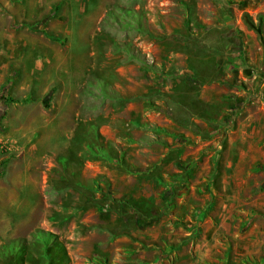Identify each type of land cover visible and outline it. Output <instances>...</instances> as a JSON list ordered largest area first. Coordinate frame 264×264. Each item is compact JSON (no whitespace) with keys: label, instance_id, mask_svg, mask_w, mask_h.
<instances>
[{"label":"rangeland","instance_id":"obj_1","mask_svg":"<svg viewBox=\"0 0 264 264\" xmlns=\"http://www.w3.org/2000/svg\"><path fill=\"white\" fill-rule=\"evenodd\" d=\"M263 1L0 0V264H12L16 254L14 245L8 246L13 239L2 233L29 215L26 205L20 212L4 206L2 192L8 176L15 180L18 174L35 171L36 161L50 181L51 225L68 234L94 229L84 241L90 254L85 262L98 264L106 257L105 264H113L110 258L117 253L114 264H137L130 258L137 245L123 234L130 239L134 232L157 235L158 230L150 228L166 214L162 217L168 224L180 226L169 230L175 240L162 235L167 253L180 240H192L195 264H264V164L243 166L246 172L261 170L251 215L229 206L236 200L237 181H227L232 192L224 196L219 161L209 163L203 149L178 166L182 176L175 187L177 193L194 186L200 204L159 212L161 182L149 181V173L153 176L157 170L147 161L160 149L145 145L159 139L148 125H158L160 110L171 104L175 77L190 67L203 83L215 71L218 81L233 87L228 93L250 103L264 98ZM234 50L245 69L235 65L227 70L228 80L221 78V71L207 60ZM127 136L136 142L129 149L124 148ZM108 142L118 155L125 151L144 163L146 169L134 164L132 176L147 175L115 179L124 169L101 157L107 156L102 144ZM48 162L53 163L49 171ZM250 184L245 183L242 194L250 191ZM139 188L146 189V200L137 197ZM51 232L63 241L72 264L70 254L80 251L73 245L70 250L62 235ZM251 240L256 241L249 244ZM31 246L36 254L34 250L42 248ZM50 252L58 254L56 247Z\"/></svg>","mask_w":264,"mask_h":264},{"label":"crops","instance_id":"obj_2","mask_svg":"<svg viewBox=\"0 0 264 264\" xmlns=\"http://www.w3.org/2000/svg\"><path fill=\"white\" fill-rule=\"evenodd\" d=\"M259 7L264 10V1ZM238 52V50L227 51L221 56L214 54L207 61L214 69H217L216 72L221 71V78L225 77L224 79L228 80L229 73L227 70L235 67V65L239 69L244 67L243 60L239 57ZM256 64L257 60H255L254 64L251 63V67H257ZM213 75L210 73L211 80L206 81V83L199 82L197 86H194V84L187 82L183 78L182 72H179L175 77L171 104L160 110V122L157 125L162 130L165 129L170 132V134L166 135L163 131H160L159 139L151 142L154 144L146 141L145 145L149 148H157L158 146L160 149L157 156H154L151 161H147V163L155 164L157 170V173L153 176L149 173V181H153L152 178L158 181L159 177V179H170V181L174 182L171 185L172 190L169 191L167 190L169 187L162 184V182L157 184L158 193L156 196L162 202L159 212L166 211L164 209L169 212L179 211L180 208L187 210L200 204L194 198V186L178 189L177 193H175L176 182L179 181L180 177L172 178L169 173H181L182 170L178 167V164L191 159L193 153L199 155L201 149L204 150L203 153L209 154V163L219 161L218 163L222 168L220 179L223 182L222 194L224 196H230L232 192L227 189V181L231 180L232 177L237 181L235 192L233 193L236 200L229 203V206L238 210L240 215H251V209L257 207L256 190L258 175L261 170L257 168L254 171L246 172L243 171V166L252 168V166H262L264 164V98L263 96L262 98H256L251 103L247 102L234 111H230L227 107V94L233 87L228 81H218L215 71ZM251 78L253 79V74ZM254 106L257 108L254 109ZM125 143L127 145L124 148L129 149L132 142L127 141ZM123 157L128 163L136 164L146 169L144 163L136 162L131 156L125 155V151H123ZM33 163L36 167L35 171L18 174V178L15 180L11 175L8 176L9 183L5 184L7 186L6 190L2 192L3 198H6L7 202H3L5 203L3 205L9 206L11 209L15 208L16 212H20L19 210L26 205V212L28 211L29 215L28 217L20 218L18 223H15L14 227L5 230L1 237L7 239L29 237L31 232L37 228L50 232L54 231L66 239L69 249L73 245L76 251H80L79 255L74 252L70 254L72 264H90L85 262L86 256L90 254L85 251L84 241L91 238L89 236L94 235L93 227L90 226L87 228L88 230L81 233L77 231L74 234H68V232H63L59 227L51 225V219L48 215L51 210L49 198L51 186L48 173L39 165V167L37 166L40 162L36 161ZM48 165L47 170L49 171L53 163L50 162ZM232 169L236 170V172H229ZM5 175L7 176L8 174L6 173ZM114 175L115 179L120 177L126 181L130 177L142 179L147 174L139 172L132 176L129 172L125 173L123 171ZM246 182H251L248 188L250 191L242 194V189L246 186ZM139 187H141V184H139ZM203 188L200 191H204ZM144 190L146 189L139 188L137 195L139 199L142 198L144 200L146 198V191L144 192ZM118 194L120 196H128L127 192L124 191L118 192ZM20 198L23 200L20 202L21 204L18 201ZM226 205V203H223L224 208ZM213 210L211 209L210 212ZM162 216H166V214ZM162 216L150 228V230H158L157 235H153L150 231L149 235L151 234L152 237L148 238L140 234V232L138 234L134 232L135 238L130 239L126 234H123L124 240L129 239L130 243H136L137 245L136 248L135 244L133 245V252L130 254L132 261L137 264H195L192 240L186 241V243L180 240L179 244L171 252L167 253L165 248L167 246L166 240H163L162 235H165L168 241H173L175 238L170 231L180 226H175L171 224L172 222L168 224V221H165ZM146 230H148L147 227H144V231ZM183 234L189 235L190 232L185 231ZM160 237L162 241L160 240L159 242ZM254 241L256 240H251L249 244L255 243ZM1 243L2 241L0 240ZM114 243L112 242L113 245ZM116 257L117 253L110 258L111 261L115 263Z\"/></svg>","mask_w":264,"mask_h":264},{"label":"trees","instance_id":"obj_3","mask_svg":"<svg viewBox=\"0 0 264 264\" xmlns=\"http://www.w3.org/2000/svg\"><path fill=\"white\" fill-rule=\"evenodd\" d=\"M212 75V72H210ZM183 78L189 82L194 84V86H197V84L199 81L197 79V75L195 73V71L193 70L192 67H190L187 71L184 70L183 73ZM210 76V74H209ZM211 78V76H210ZM235 84L237 85H241V83L236 82ZM227 107L230 109V111H234L235 109L239 108L240 106L246 104L248 101H246L243 97L238 96L236 94H232V93H228L227 94ZM145 126V125H144ZM150 126V127H149ZM148 128L151 129V131H153V133L156 134L155 139H157V137L159 138L160 136V131H163V133H165L166 135H169L170 132H168L165 129H161L158 126H153V125H148ZM98 138V136H97ZM127 139H129L128 141L133 142L135 140H133L131 138V136H127ZM96 140V138H95ZM99 140V138H98ZM96 142V141H95ZM93 144V142H92ZM107 145H104V150L106 151L107 156H105L104 154H101V157L104 159H108L111 160L113 163L116 164H120L121 167L124 169V171L127 172H134L137 170L136 166L132 163H128L124 157H123V151L122 154L118 155V152L116 153V147L114 145H112L111 142L105 143ZM97 155L99 156V154L97 153ZM100 157V156H99ZM185 162V161H184ZM184 162H181L180 164H178V166H185ZM169 176L174 178V177H181L182 174L181 173H169ZM158 180L160 182H162V184L166 185L167 187H169L167 190H172L171 185L174 184V182L170 181V179L168 180H162L159 179ZM171 187V188H170ZM129 207V206H128ZM49 243V244H48ZM34 245V246H41L42 248L39 250H34L37 252H31L30 249H35L34 247H29V245ZM13 246L14 251H16V254H13L12 259H11V263L12 264H26V262H30V264H35V262H37L38 264H68L70 262L68 253L66 251V248L64 246V243L61 239L58 238V236L50 231H46L43 230L41 228H37L34 231L31 232V234L28 237H19V238H15L13 240H11L8 243V246ZM52 247H56V250L58 251V254L56 256H53L52 253L50 252ZM27 248V249H26ZM29 248V249H28ZM98 264H105L108 263V258L106 257H101V259H98ZM54 261V262H53ZM58 262V263H57Z\"/></svg>","mask_w":264,"mask_h":264}]
</instances>
